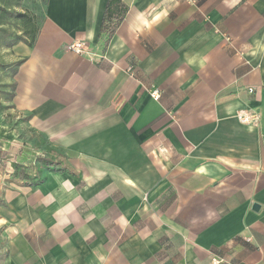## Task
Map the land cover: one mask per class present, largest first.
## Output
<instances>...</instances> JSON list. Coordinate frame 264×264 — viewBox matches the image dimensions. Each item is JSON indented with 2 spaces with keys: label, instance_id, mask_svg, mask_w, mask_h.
Returning a JSON list of instances; mask_svg holds the SVG:
<instances>
[{
  "label": "crops",
  "instance_id": "obj_1",
  "mask_svg": "<svg viewBox=\"0 0 264 264\" xmlns=\"http://www.w3.org/2000/svg\"><path fill=\"white\" fill-rule=\"evenodd\" d=\"M107 1L2 51L0 264H264V0H122L105 47Z\"/></svg>",
  "mask_w": 264,
  "mask_h": 264
},
{
  "label": "trees",
  "instance_id": "obj_2",
  "mask_svg": "<svg viewBox=\"0 0 264 264\" xmlns=\"http://www.w3.org/2000/svg\"><path fill=\"white\" fill-rule=\"evenodd\" d=\"M17 0H0V15L3 19H8L10 22H18L20 21L24 27L22 33H19L14 26L5 27L0 24V48L7 49L11 48L19 43H25L29 46H34L36 42L37 33L39 27L36 23V19L31 17L30 14L26 12H19L17 10L11 9L10 7H5L4 4H13ZM129 11V7L122 2V0H108L106 4V8L104 11L101 28H100V36L106 37L105 47H107L114 37L116 31L119 29L124 19L126 18ZM22 29V28H20ZM23 61H19L14 64H2L0 68L3 69L4 72L8 73L10 77H14L19 67L22 65ZM10 88L9 93V101H13L15 97L16 84L7 85ZM46 167L52 165V162L49 160H42ZM62 171V170H60ZM41 182V181H40Z\"/></svg>",
  "mask_w": 264,
  "mask_h": 264
},
{
  "label": "rangeland",
  "instance_id": "obj_3",
  "mask_svg": "<svg viewBox=\"0 0 264 264\" xmlns=\"http://www.w3.org/2000/svg\"><path fill=\"white\" fill-rule=\"evenodd\" d=\"M15 2V1H14ZM45 3V0H17L13 4H4L5 7H10L11 9H18L22 10L29 14H35L34 12L30 11L31 9L37 8L39 10L42 6V4ZM40 16V13L37 14ZM0 24H2L5 27H12V22H10L8 19L1 18L0 15ZM18 24H22L21 22H18ZM23 25V24H22ZM3 49L0 48V65L5 64L4 63V57L2 56ZM10 76L8 73L4 72L3 69L0 68V114L4 113L6 111V106L9 104V93L10 88L7 87L9 83ZM12 127L15 128V125Z\"/></svg>",
  "mask_w": 264,
  "mask_h": 264
},
{
  "label": "built area",
  "instance_id": "obj_4",
  "mask_svg": "<svg viewBox=\"0 0 264 264\" xmlns=\"http://www.w3.org/2000/svg\"><path fill=\"white\" fill-rule=\"evenodd\" d=\"M184 1H187L189 3L195 2V0H184ZM67 50L84 55L90 59H94L95 57H97L94 53L90 51L88 45L84 42H77V43L71 44L67 47ZM151 95L155 100L160 99V94L158 93L157 90H154ZM237 118L243 124L257 125L260 121V116L258 114L239 113L237 115Z\"/></svg>",
  "mask_w": 264,
  "mask_h": 264
},
{
  "label": "water",
  "instance_id": "obj_5",
  "mask_svg": "<svg viewBox=\"0 0 264 264\" xmlns=\"http://www.w3.org/2000/svg\"><path fill=\"white\" fill-rule=\"evenodd\" d=\"M253 209H254L255 211H259V210H260V206H259L258 204H254Z\"/></svg>",
  "mask_w": 264,
  "mask_h": 264
}]
</instances>
